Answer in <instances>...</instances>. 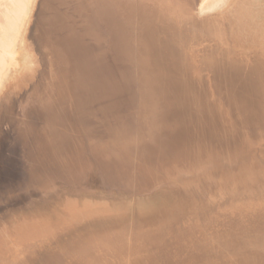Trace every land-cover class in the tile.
I'll list each match as a JSON object with an SVG mask.
<instances>
[{
	"label": "bare ground",
	"instance_id": "1",
	"mask_svg": "<svg viewBox=\"0 0 264 264\" xmlns=\"http://www.w3.org/2000/svg\"><path fill=\"white\" fill-rule=\"evenodd\" d=\"M248 1L239 2V5L243 3L240 6V11L237 10L236 14L233 13L227 24L221 23V18H212L211 23L202 25L203 29L209 33L216 30L218 34H229V38L234 42L242 40V43L237 44L236 49L240 54L237 59H233L229 54L224 55L225 58H218L214 64L211 63L210 59H204L206 61H203L202 64L204 70L216 69L217 71V68L221 69V72L213 75L210 79L205 74L200 73L195 62L197 59L194 50L189 45L191 41L194 44L196 40H199L180 28L179 16L168 9L170 2L166 4L167 9L163 7L167 13H161V9L157 11L146 8L143 14L137 12L135 24L132 26L129 27L126 23L120 24V26L124 25L123 27L129 30V39H132V36L134 38L135 35L137 42L133 48L138 53L128 48L127 44L120 45V40L126 41V37L121 38L117 32L112 34L102 29L101 18L97 16V11L94 8L91 11L95 15L96 21L93 23L86 22L88 28L85 29V35L90 41L77 38L70 40L69 35L66 33L65 42L70 43L69 48L73 51L72 56L74 52L79 50V47L92 49L95 44L98 45L99 42L96 41V38L99 34L104 35V40L109 39V41L106 42L105 49L101 50L99 48L96 54L89 57L88 60L86 59L87 63L93 65L85 66L79 78L74 73L73 83L70 87V90L75 87L74 91L71 90L72 93L76 92L77 89L82 93V97H80L81 107L76 109V112L80 113V119L86 117L84 115L85 111L88 107H93L96 102L103 114L96 113L100 117H97L94 122L91 119L82 120L81 125L88 132L85 131L84 136L81 135V137L75 139V141L79 140L78 143L73 141L72 146L69 145L70 148H73L68 149L69 152L64 151L65 149L60 148V146H58L57 151L53 144L57 158H59V151L64 152L59 161L57 160L58 164L52 160L53 155L48 152L45 161L49 164L46 162L45 165H35L45 171L43 175H46V181L49 184L41 183L36 189L31 190L33 194L38 192L40 197L30 202V208H32L30 209V223L34 224L33 227H36L35 229L30 228V240H36V244L41 247L44 254L48 255V259L53 261L54 264H67L68 259L73 261L74 264H112V258L116 260L129 252L121 251L122 253H120L113 251V249L105 251L106 249L115 248V239L111 236L102 237L101 245L106 247L102 250L94 247L91 239L92 243L89 240L88 245L85 244L86 246L83 245L77 249L74 244L77 243L78 237L89 234L87 227H84L83 232L70 229V235L67 236L72 239L61 237L52 239L50 236L52 230L47 229L52 223L42 222L40 225L37 223L39 220H47L43 215H47L48 211H56L55 207L57 205H63L68 201L62 190L59 191L54 184L61 181L71 185L72 182H75L78 178L80 179V172L77 171L84 166L90 168L92 156L101 157L102 159L100 158L101 162L97 164V167L92 166L88 172L86 171V179L87 176L91 179V175H88V173L92 174L94 170H97L98 173L102 172L100 177L104 180L102 183L109 185L119 183L120 186L124 187L123 190L130 194L124 192V195L121 193L118 200L125 201L123 199L125 197L127 203L131 201L133 196L130 185L140 184L143 179L142 174L132 172L133 167L128 160L129 153L134 148L128 146V143L136 142H140V145L136 146L138 152L141 150L147 152L151 148H157L159 157H154V164L158 168L152 178L157 185L154 188L162 187L167 181L168 183L177 181L180 192L200 190L201 196L199 199L196 195H192L194 192H189V197L193 199L192 203L195 200L200 201L203 199L204 201L208 200L209 203L213 202L226 206V209L225 207L222 208L220 211L221 217L215 222L212 220L213 215H210L212 212L206 206H203L205 208L203 211H207L210 219L200 220L204 216V212L200 209L195 211L196 214L193 213V220L204 222L208 226L205 227V234L199 238L188 234L191 230L190 220L189 217H183L185 219L183 225L178 223L181 227L179 236L176 239L173 233L170 234V238L166 239L168 240L167 245L164 244L162 247L163 251L154 254L153 258L156 261L152 264H178V261L179 264H194L191 260L198 254L202 256L200 260H206L208 261L207 264H211L217 258L214 254L211 257L206 256L208 251L213 252L214 249L217 252L220 251L217 256L221 258L224 249L226 254L233 246L242 257H244L242 253H252L254 257H258L264 262V211L260 209V202H258L262 198L261 195L257 194L256 188L253 189L254 192L252 189H245L246 185H243V183L251 181L253 178L254 180L264 178V4L260 5L258 3V1L264 2V0ZM125 3L126 0L121 4ZM135 9L130 10L126 7L125 10L121 11L134 12ZM119 13L120 11L117 12V14ZM218 20V25L213 22ZM98 30H101L100 33ZM193 31L191 34L197 33V30L193 29ZM129 34L132 36L129 37ZM197 36L200 40L204 37L209 39L207 35L198 34ZM43 46L49 48L46 43ZM184 50L190 52L183 55V57L187 56L184 60L193 59L192 63L182 64L183 59L179 60V53ZM141 53L145 58L140 55ZM111 55L118 56L119 59L115 60ZM128 55L130 56L128 57ZM96 63L100 66L104 65L110 71L102 73ZM119 68L121 69L118 74L117 70ZM115 73L123 78V81H120L121 83H118ZM192 74L194 76H190ZM96 82L97 84H95ZM108 88L111 89L112 103L115 107L114 109L109 108V113L108 107L101 104L100 99L105 98L99 96L102 90ZM67 97L68 94L66 99ZM33 103L28 101L26 104V108L29 109L30 106V110H27L30 117L38 114L36 113L38 110L35 109ZM71 104L67 106L70 107ZM262 104L263 108H261ZM136 107L138 110L135 115L139 120L131 121L128 119L132 113L130 110ZM118 111L123 113L122 120L113 121L115 113ZM65 112L67 111L50 106L46 115L58 116ZM27 120V122H21L17 125L19 128L17 133L24 136V140H28L26 147L22 143L21 155L27 153L30 157L33 156L30 158L32 159L39 155L35 153L41 145L38 140L46 137L48 131L52 138L57 130L55 125L47 127L44 124L39 129L38 126L34 125V122H31V119ZM106 120L110 123L109 131L103 134L99 126H95L104 121L106 122ZM33 125L34 127H32ZM146 125H148V132ZM25 127L26 132L20 133V130ZM218 129L222 131L219 132ZM223 129L227 130L223 131ZM134 132H136V136L133 137ZM185 134L190 136L200 134L208 138H214L216 143L208 146L198 142V145L193 146L192 143L195 141H186ZM61 135L62 141L60 143L64 144L66 134ZM182 142L183 144L180 145ZM184 145L189 148L187 157L191 158L193 152L196 158L191 161L190 165L189 160L182 154L184 150L180 151L183 158L180 159L178 156H174L172 159L173 149ZM239 145H243V147H234ZM113 153L120 156L121 159L113 156ZM236 160L242 161L238 166L236 165L231 169L230 166L222 169L219 172V177L208 168L215 161L229 163ZM26 162L27 160L23 163ZM70 163H74L76 167ZM26 164H30V161ZM70 165L73 168H70ZM5 167L6 165L2 166L3 169ZM24 167L27 168L25 164ZM163 167L165 168L162 172ZM73 169H75L74 174ZM34 174L36 172L30 174V177ZM220 174H222L221 178ZM22 176L23 174H18V177ZM16 177L15 172L10 174L9 180L15 185L19 184ZM88 181L85 182L87 185ZM11 182L3 181L2 184L5 188L11 187ZM40 182L42 180H39L38 183ZM52 184L55 187H52ZM253 185L255 184L253 183ZM89 186L91 187L92 184L89 183ZM103 188L108 189L107 187ZM69 190L70 193L73 192V189ZM207 191L208 194H206ZM109 195L114 196V192H110ZM247 195L250 198L249 200ZM102 196L104 197V195ZM172 196L162 194L153 198L163 203L160 209H167L172 214L170 219L178 220L177 212L181 210V214L186 213L190 206L186 205L177 209L176 206H172L174 203L173 199H170ZM21 197L22 195L18 198ZM53 197L58 198L54 199L56 203L51 205V201H47V199L50 200ZM103 197L101 198L104 199ZM105 199L108 201L107 197ZM138 199L146 200L145 198ZM45 201L47 202L44 203ZM208 201L205 204L213 207L212 204L209 205ZM255 201H257V205H253L252 202ZM100 202V204L103 203L102 200ZM106 203H109L107 212H98L88 216H94L97 219L94 221L98 225L103 228L111 227L114 231V228L119 223L127 221L128 217L124 214L122 217H117L121 212H118V215L114 212L115 199H109ZM187 214L190 216L189 213ZM144 215V212H141L139 218ZM141 221L145 220L142 219ZM250 226L258 227L257 232L254 234L249 233ZM3 228H0V264H3V261L8 258L10 259L16 247L17 250L20 248L22 250L27 248V244H30V241L20 243L21 238L25 235L29 236L28 231L20 228L7 230L5 226ZM93 234H96V232H93ZM45 237L49 239L48 243H43ZM175 240L177 241L174 242ZM89 247L99 249L101 253L110 254V258H107V260L101 258L100 260L96 257L100 260L99 263L97 259L86 258ZM233 249L230 253L235 252ZM187 251L191 254L189 255ZM193 252L196 255H192ZM55 253L58 255H55ZM230 253H227L229 257L231 256ZM25 254L24 252L21 253L18 264L33 263L28 261L30 255L24 259ZM129 254L134 253L130 252ZM260 259H257V261ZM13 264H17V262Z\"/></svg>",
	"mask_w": 264,
	"mask_h": 264
},
{
	"label": "water",
	"instance_id": "2",
	"mask_svg": "<svg viewBox=\"0 0 264 264\" xmlns=\"http://www.w3.org/2000/svg\"><path fill=\"white\" fill-rule=\"evenodd\" d=\"M139 2V0H133L134 3ZM146 6L155 7L157 0H144ZM170 2V7L174 13H177L179 16L180 28L184 30L185 33H189L190 35H194L196 43L193 44V41L189 43L191 45V49L194 50L195 58L197 59L195 62L197 64V68L200 73L205 74L207 78H212L213 75L221 72V69H211L204 70L203 61L205 58L210 59L211 63H216L217 59L225 58L224 55L231 56L233 59H237L239 51H237L238 43H242V40H238L236 42L232 41L228 34H218V32L211 31L209 33L207 30L203 29V24L207 23V20L211 18H221V23L227 24L229 18L236 11H240V6L246 0H229L226 5L221 7L220 9H216L214 11H209L203 14H200L198 11V5L200 0H168ZM243 2L242 5H239V2ZM248 1V0H247ZM249 2V1H248ZM246 2V3H248ZM85 0H35L33 6L30 9V14L28 16V20L26 22L24 31L22 33L21 45L22 49L25 53V60L21 65V68L15 72H13L6 83L4 84L3 89L0 92V169L3 165H8L11 168L13 167L16 170L17 163L14 158L18 159L21 164V149L22 143L24 147L27 146L28 140H24V136L18 135V127L17 125L21 122H27L28 113L26 108V104L28 101L34 102L35 109L41 111L43 113V117L41 121L43 124L48 127L50 125H55V129L57 133L54 137L51 138L49 131L46 133V139H52L50 142L54 141L60 148L65 149L64 151H68V149L72 146V142L75 141L77 137H81V135H85V128L81 125L83 119L90 120L93 117H96V113H102L98 107L97 102L94 103L93 107H88L86 117L80 119V116L75 113L76 104L80 102L79 99H75V96L72 94L70 87L73 83L74 73L79 72L80 68L84 66L89 57L93 56L98 49H105L107 45V41L109 39L104 40V35L99 34L96 38V41L99 42L98 45L95 44L92 49H85L79 47V50L73 53V56L63 53L65 49L69 52L70 43H66L64 37L66 33L70 32L73 35L82 36L85 35V29L88 28L86 26V22L93 23L96 21L95 15L89 9H86ZM143 3V0H142ZM260 5L264 4L263 1H258ZM57 6V9L54 7ZM59 8V9H58ZM58 11V13H56ZM98 15L102 14L104 8H96ZM219 21V20H218ZM100 22V19H99ZM103 22V20H101ZM193 24V25H192ZM193 29L197 30L195 34L193 33ZM101 30H98L100 33ZM207 32V33H206ZM207 35L209 39L204 37L201 40L197 35ZM46 43L49 45V48H45L43 45ZM105 43V44H104ZM76 45V44H75ZM101 53V52H99ZM98 53V54H99ZM190 53L188 50H184L179 53V60L183 59L182 64L192 63L191 60H184L186 57H183L184 54ZM216 56V57H214ZM206 62V61H204ZM90 67V66H89ZM202 68V70H201ZM213 70V71H212ZM197 75V74H196ZM194 76V74L190 75ZM97 84V82L95 83ZM68 97L66 99V96ZM72 96V97H71ZM73 98V99H72ZM123 98V97H122ZM101 104L104 105L106 102L105 99H100ZM77 101V102H76ZM120 101V100H118ZM72 103V108H70L69 104ZM32 106V105H31ZM53 106L58 110L67 111L65 113L48 116V108ZM263 108V104L261 106ZM138 108H134L130 110L132 113L129 115L131 121H138L139 118L135 115ZM103 114V113H102ZM133 116V117H132ZM262 117L260 113V118ZM259 118V119H260ZM131 123L130 121L126 120ZM147 132H148V125ZM190 129V128H187ZM227 129H223L225 131ZM51 131V129H50ZM219 132L222 130L218 129ZM66 134L64 137V144L58 143V141H62V135ZM133 137L136 136V132L133 133ZM186 141L194 142L193 146L198 145V142L205 145H214L216 143L214 138H208L203 135H195L190 136L185 134ZM201 137V138H200ZM201 141H199V139ZM183 141V140H181ZM76 143L79 140L75 141ZM183 142L180 144L182 145ZM140 142L136 143H128V146H133L134 148L129 153V162L132 165V172L136 174H142L143 179L140 184L130 185V191L132 194V200L136 201V205L134 204V209L139 212H144V216L139 218L136 222L132 220L123 221L121 224L116 226L115 231L113 228H103L98 225L94 220H97L94 216H87L86 218H78L74 220L75 225L83 224L87 227V231L89 234H84L78 237L77 243L74 246H86L88 245L89 240H93V246L99 249L106 248L101 245V239L105 236L113 237L115 248L106 249L105 251H129L114 260L112 258V264H152V262L156 261L153 258L155 253H158L159 250H162L163 245H167L166 239L170 238V234L173 233L177 239V236L180 234V225H183L185 219L183 217H189L190 220V228L191 230L189 235L199 238L201 235L205 234L206 224L204 222H198L193 220L194 218L186 213L181 214V210L177 212L178 220L170 219V214L167 209H160V203L156 200L153 201V197L162 194H170L173 196L181 195L179 188L177 187V181H173L172 183H165L162 187H156L157 184L153 181V177L156 174V169L158 166L154 164V157H159L157 155V148H151L149 151H140L138 152L136 146H139ZM57 146V147H58ZM14 147V148H13ZM236 148L243 147L242 146H234ZM234 148V149H236ZM184 150L182 154L189 160V165L191 161L196 159L193 152L191 158L187 157L189 152V148L187 146L176 147L173 149V156H178L180 159L183 158L180 155V151ZM232 150L230 149V152ZM59 158L64 153L63 151H59ZM53 155L52 160L58 164L59 158H57V153H50ZM113 156L121 159L120 156L113 153ZM101 157L92 156L91 158V166L97 167V164L101 162ZM58 160V161H57ZM107 160V159H104ZM42 161L43 165L46 164V161ZM242 160L230 161L226 162H218L215 161L213 165L209 168V170L214 171L216 176L219 177V172L222 169H226L227 166H230V169L238 166ZM235 163V164H234ZM165 167L162 168V172ZM6 169H2L4 171ZM1 171V172H2ZM222 174H220V178ZM5 181L8 180V177ZM12 178V177H11ZM206 181V180H205ZM3 180H0V185H2ZM81 187L84 184L79 183ZM16 187H21L20 183L15 185ZM103 187H107L111 192H114V197L116 202L118 201L121 193H124L123 186H120L119 183H114L109 185L107 183L96 184L97 190H102ZM8 188H4L0 193V228L7 230L13 228L14 225L22 222L24 219L26 221H30L27 218H30V210L26 212V209H21L23 211H9L6 209H16L21 205L26 204H14L13 202L18 199L19 191L18 189L13 190V193H9L4 191ZM3 191V192H2ZM17 192L16 196H13L14 193ZM127 193V192H125ZM129 194V193H127ZM11 195V196H10ZM130 195V194H129ZM138 198H145L138 199ZM150 199V200H149ZM10 200V202H9ZM26 199L24 200V202ZM148 201V202H147ZM182 203L181 201H179ZM8 203V204H7ZM10 203V204H9ZM18 203V202H17ZM9 205V207H5V205ZM28 204H30V198L28 200ZM121 210L124 209L126 205L117 202L116 203ZM184 204V203H182ZM184 206V205H183ZM225 205H220L219 209L221 210ZM190 209V207H188ZM20 212H22L20 214ZM143 215V214H141ZM145 221H141V220ZM68 220V218H67ZM195 221V222H194ZM71 221H66L68 224ZM71 223L69 227H71ZM58 229L55 236H51V238H70L67 236L71 231L63 230L61 227L56 226ZM217 228V227H216ZM63 230V231H61ZM65 231V232H64ZM67 231V232H66ZM1 232V231H0ZM96 232V234H93ZM209 234V232H208ZM70 235V234H69ZM212 235V234H211ZM72 239V238H70ZM90 240V241H91ZM175 240L174 242H176ZM92 243V241H91ZM170 247V246H169ZM116 249V250H115ZM134 254H129V253ZM243 259L240 256V261ZM216 260V259H215ZM42 261V259H41ZM196 264H207V261L204 260H191ZM221 258L216 260L211 264H224ZM114 262V263H113ZM40 264H54L53 261L49 259H44V261ZM67 264H74L73 261H67Z\"/></svg>",
	"mask_w": 264,
	"mask_h": 264
},
{
	"label": "rangeland",
	"instance_id": "3",
	"mask_svg": "<svg viewBox=\"0 0 264 264\" xmlns=\"http://www.w3.org/2000/svg\"><path fill=\"white\" fill-rule=\"evenodd\" d=\"M46 1H48V0H46ZM121 1L123 2L124 0H85L84 5H85L86 9H89V10H93V8L94 9H96V8H102L103 9L104 8V11L102 12V14L98 15V13H97V16H99L101 18V20H103L102 29L106 30V32H108V33L111 32L112 34L114 32H117L120 34L119 36L121 38L126 37L127 38L126 41H124L122 39L120 40V43H121L120 45L127 44L128 48H130L134 52L138 53L133 48L134 44L137 42L135 35L133 38V36L129 34V37L132 36V39H129L128 38L129 30L125 29L123 27L124 25L120 26V24L126 23L129 25V27L132 26L133 24H135V20H136L135 17H137V12H140L141 14H143V12H144V10H146V8H150V10H157V11L161 9V13H167L166 4L169 1L168 0H157V2H155L156 3L155 7H153V6L147 7L144 0H143V3H142V0H139V2L137 1L136 3H134L133 0H126L125 4H121L122 3ZM228 1L229 0H200L199 5H198V11L200 14H203V13H206L209 11H214V10L220 9L221 7L226 5V3ZM34 2H35V0H0V87H1L0 92L3 89L4 84L6 83V81L10 77V75L13 72L17 71V69L19 70L21 68V65L23 64V62L25 60L24 59L25 53L22 49L21 38H22V33L24 31L26 22L28 20V16L30 14V9L33 6ZM122 6H124L125 8ZM126 7H127V9H130V10L135 9V8L136 9L134 10V12L133 11L129 12L128 10L121 11V10H125ZM163 7L166 9H164ZM54 8L57 9V6ZM199 8H201V9H199ZM168 9L172 10L171 7H168ZM119 11H120V13L117 14V12H119ZM57 12L58 11H56V13ZM211 19L207 20V23H211L210 22ZM213 22H215L217 25L219 23V21H213ZM67 35H69L70 40H75V38H77V39H81V40L90 41L87 39L86 35L77 36V35H73L70 32H68ZM228 37H229V34H228ZM65 38H66V35L64 37V40H65ZM120 48H122V47L120 46ZM72 52L73 51L70 48H69V52L67 51V49H65L63 51V53H66V55L69 54L70 56H71ZM140 55L143 56V58H145L142 53ZM129 56L130 55H128V57ZM111 57L115 60L119 59L118 56L111 55ZM93 61H94V59H93ZM89 64L93 65L92 63H86L84 66H82L80 68V73L75 72V76L79 78L81 76L82 71L85 68V66H88ZM97 66L102 73H108L110 71V70L106 69L104 65L100 66L99 64H97ZM120 69L121 68H119L117 70L118 74H119ZM115 74L117 75V73H115ZM115 80H116V78H115ZM117 80H118V83H121L123 81V78L120 77L119 75H117ZM74 88L75 87H72L71 90L74 91ZM72 94L75 96V99H77V98L79 99V96L82 97V93L78 89L76 90V92H74ZM99 96H101L102 98H105L106 102H104V106L108 107V113H109V108H112V109L115 108V107H113V103H112L113 99L111 97V89L108 88V89L102 90L101 93L99 94ZM78 107H81V102H78L76 104V109ZM70 108H72V104H71ZM121 108L123 109V107H121ZM75 112H76V110H75ZM87 112H88V110L85 111L84 115H87ZM36 113H38V114H35L36 116H34V117H30V115L26 116V117H28V119H31V122H34L35 123L34 125L38 126L39 129H41L43 122L41 121L40 117L43 114L41 111H36ZM119 113H120L119 111L115 113V117H114L113 121L119 120L122 118L123 113H120V114ZM76 114L80 116L79 112H76ZM102 116H104V115H102ZM97 117H100V116L96 115V117L91 118L92 122H94V120H96ZM44 118L45 117H43V119ZM34 125L32 127H34ZM98 126H99V129H101L103 131V134H106L105 132L109 131L110 123L108 122V120H106V122L104 121L100 125L97 124L95 127H98ZM85 131H87V130L85 129ZM25 132H26V127L22 128L20 130V133H25ZM55 134H56V132H55ZM55 134H54V136H55ZM51 140L50 139L47 140L45 137H42L41 139L38 140L39 142H41V145H39L40 146L39 149H37L35 151L36 154L37 153L39 154V155H37L36 158L30 159L33 156L31 155V157H30V155H28L26 153V155H21V158H20V160L22 161L21 164L19 163L18 159L14 158V160H16V163H17L16 164L17 165L16 170L13 167L11 168L8 165H6V167H5L6 170L2 171L3 168L0 169V180L5 181V179H7V178H4V177H8V180L6 182H11L9 180L10 174L13 172L16 173V175H17L16 179L20 183L21 187H16L15 183L11 182L12 186L6 187L8 189L4 190V191L8 192V194H9V193H13V190H15V189L21 190V191H19V196L22 195V197L18 198L13 203L18 204V205H20L21 203L26 204L25 206L21 205L20 207H17L16 209H11V208L6 209V210H8L7 212H9L10 210L11 211H17V210L23 211L21 209H26V212H27L30 209H32V208H30L31 207L30 204H28L29 198H30V202H31L32 200H35L38 197H40L38 192H36V194H33V193H31V190L36 189L39 186V184H41V183H48V181H46V175L45 176L43 175L45 171L43 169H41L39 166L36 167L35 165H37V164L40 165V164L44 163V162L42 163V161L39 162V160L45 161L46 153H48V152L54 153L55 149L58 151V147H57L58 145L56 143H54V141L50 142ZM58 143H60V141H58ZM53 144H54L55 149L53 148ZM26 160H27V162L30 161V164H26L27 162L23 163ZM66 163H69V162H66ZM24 164L27 168L24 167ZM70 164H73L74 167H76V165L74 163H70ZM70 168H73V167H71V165H70ZM75 169H73V174L75 172ZM89 169L90 168L84 166V167H80V169L78 171L76 170L77 172H80V179L77 176L78 180H75V182H72L71 185H69V183H65V182H61V181L54 184L55 186H57V189H59V191L62 190V192L66 195V198L68 199V201L63 205H57L55 207L56 211H54V210L48 211L47 215H45V214L43 215L47 220H44V221L39 220V222L37 223L38 225H40L42 222L52 223L47 228V229L52 230L50 233V236H55L56 234H58L57 233L58 229L56 228V226L61 227L63 230H68L70 228L71 230L76 229V230H81V232H83L84 227H86V226L83 224H79L78 226H76L74 220H76L80 217L86 218L88 215L96 214L98 212H103V211L105 212L106 210L108 211L109 203H106V202H108L109 199L110 200L115 199L114 196L109 195V193L111 192L109 189L103 188L102 190L101 189L97 190L96 188H93V187H96L97 183L99 184L100 181L103 182L104 180L100 179V177L102 176V174H101L102 172L98 173L97 170L92 171V174L88 173V175H91V179L88 176L86 179V175H87V172ZM34 172H36V174H34L30 177V174H32ZM55 173H57V172H55ZM242 173H244V172H242ZM18 174H23V176L18 177ZM257 177L259 178L260 176H257ZM242 178H244V177H242ZM39 180H42V182L38 183ZM87 180H89L87 182L88 185L85 183ZM81 182H84V183H81ZM79 183L84 184V186L81 187ZM89 183L92 184L91 187L89 186ZM253 183L255 185H253ZM243 185H246L245 189H248V190L252 189V191H254L253 189L256 188L257 194L261 195V198H262V200L260 199L258 201V202H260V206H261L260 209L262 211H264V178L261 177L260 180H254V178H253V180L245 182V183H243ZM249 185H250V187H248ZM6 186H7V184H6ZM51 186L55 187V186H53V184ZM4 188H5V186L3 184L0 185V193H1V190ZM200 188H202V187H200ZM69 189H71V190L73 189L72 190L73 192L70 193ZM74 191H76V192H74ZM208 191L206 194H208ZM94 192H96V193H94ZM183 192H185V191H181V195L172 196V198H170V199H173V202H174L173 203L174 205L172 204V206H176L177 209H180V207H182L183 205L184 206H186V205L190 206V209H187L186 211L192 217H193V213L196 214L195 211H197L199 209L203 211L205 209L203 206H206L212 212V214H210V215H213L212 220H214V222L217 221L219 217H221L220 211L222 209L221 210L219 209V206L221 204H215L213 202L209 203L208 200L204 201L203 199H201L200 201L195 200L194 203H192L193 199H191L189 197V192H194L192 195H196L199 199V197L201 196L200 190H198L196 192H195V190L185 192V193H183ZM16 194H17V192H15L13 196H16ZM158 194L159 193H157L156 195L158 196ZM102 195H104V197ZM101 197H103L104 199H102ZM106 197H107L108 201L105 199ZM247 197H248V195H247ZM57 198L58 197H53L52 199L50 198V200L47 199V201H51V203H52L51 205H54L56 203V202H54V199H57ZM25 199H26V201L24 202ZM123 199L125 201H123V200L119 201L118 200L117 202L122 203L123 205H126L124 207V209L121 210L120 207L116 204L114 207L115 208L114 212L117 215H118V212H121L120 215H118L117 217H122V215L124 214L125 216L128 217L127 221L132 220L133 222H136L137 219L140 217V214H138V212L134 209V204L136 205V201H134V199H133V201H128V203H127L126 198L124 197ZM249 199L250 198L248 197V200ZM100 200L103 201L102 204H100L101 203ZM252 200H253V198H252ZM39 201H41V200H39ZM47 201H45L44 203H46ZM153 201L156 202V199H154ZM179 201H181L184 204L180 203ZM207 201H208L209 205L212 204L213 207L206 205L205 203ZM9 202H10V200H9ZM117 202L115 199V203H117ZM252 203L254 205L257 203V201L252 202ZM7 204L5 205V207H9V205H7ZM162 204L163 203H159L158 206L160 205L159 207H161ZM1 209L2 208H0V210ZM139 213H141V212H139ZM206 214H207V211L204 212V216H202V218L200 220H202L204 218L210 219L208 214L207 215ZM67 218H68V220H67ZM27 219L30 220V218H27ZM66 221H71V222H69L67 224ZM70 223L72 224L71 227H69ZM33 225L34 224L30 223V221L28 222L24 219L22 222L13 226L12 229H14V230H17L18 228H20V229H24V230L29 232L28 233L29 236L25 235L23 238H21L20 243L30 241V244H27V248H24L22 250H20L21 248L19 250H17V247H16L14 250V254L10 257V259L8 258L7 260H4L3 264H13L15 262H17V264H18L19 257L21 256V253H23V252L26 253L24 255V259L30 255L28 257V259H29L28 261H32L33 262L32 264H40L44 261V259H48V255L44 254L41 247L36 244V240H30L31 239L30 238V228H32V229L36 228V227H33ZM63 230H61V231H63ZM249 230H250L249 233L254 234L255 232H257L258 227L250 226ZM43 240H45V241H43V243H48V241H49V239H47V237H45ZM39 242H42V241H39ZM232 248H234L233 249L235 251V252L233 251L234 253H230ZM232 248H230L227 252V253L231 254L230 257L228 256L227 253L226 254L224 253L225 249H224V252L221 254V256H222L221 259L223 258V260L225 261L224 264H259V263L264 264V262H262V260L260 258L254 257V255L252 253H242L244 257L240 261L241 254L238 253L237 250H235L234 246ZM187 253L189 255L191 254V252L189 253L188 251H187ZM217 253H220V251L217 252V250L214 249L213 252L208 251L206 256L211 257L214 254V255H216V258L218 260L220 257L217 256ZM55 255H58V254L55 253ZM192 255H196V254L193 252ZM86 256H87L86 258H88V259H90V257H91V259L99 258L100 260H101V258H105L106 260H107V258H110V254L108 255L105 252L101 253L99 249L91 248V247H89L87 249ZM200 257H202V256L198 254V255H196V257H193L192 259L193 260H195V259L200 260ZM160 258H162V257H160ZM41 259H42V261H41ZM257 259H260V260L257 261ZM100 260L97 259V262L99 263ZM11 262H13V263H11ZM177 263L179 264V261ZM218 264H221V263H218Z\"/></svg>",
	"mask_w": 264,
	"mask_h": 264
}]
</instances>
